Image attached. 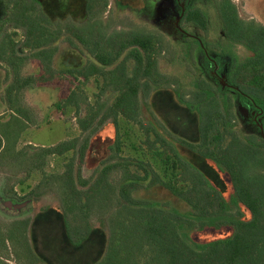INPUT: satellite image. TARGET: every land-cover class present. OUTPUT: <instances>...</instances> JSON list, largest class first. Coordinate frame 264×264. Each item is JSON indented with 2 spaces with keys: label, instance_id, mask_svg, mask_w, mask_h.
Returning <instances> with one entry per match:
<instances>
[{
  "label": "trees",
  "instance_id": "obj_1",
  "mask_svg": "<svg viewBox=\"0 0 264 264\" xmlns=\"http://www.w3.org/2000/svg\"><path fill=\"white\" fill-rule=\"evenodd\" d=\"M217 7L228 41L242 44L251 52L244 59L231 52L229 80L264 105V28L240 19L231 0H223V5ZM32 8L30 2L22 3L19 19L21 26L28 28L27 36L31 39L26 46L38 49L35 57L41 61L42 69L39 74L27 76H22L16 69L4 96L8 108L14 113L8 126L19 119L26 122L21 121L17 137L28 125L37 124L31 109L22 103L23 92L48 84L57 73H76L87 80L105 76L102 92L112 90L117 95L111 105L101 104L99 109L78 118L81 137L40 147L37 152L45 163L50 155L77 151L80 165L86 157L93 132L108 119L116 125L115 143L109 147V156L94 178L86 179L80 171L76 173L72 162L57 178L63 183L65 212L36 222L35 249L28 245L30 258L39 264H51L61 255L64 245L71 251L65 250L68 255L62 261L75 264H264V177L251 171L253 166L259 165L264 145L253 137L245 138L243 142L235 132L230 90H224L220 83L208 84L203 79H198L191 94L174 88L178 98L176 103L181 107V117L178 115L177 118L182 123L181 132L186 136L195 126L198 139L192 143L186 137L175 138L172 134L174 138H167L156 132L155 139L148 143L159 171L153 165L149 170L143 162L136 163L133 159L119 160L117 156L124 143L119 119L122 117L142 127L140 94L146 101L152 91L171 83L159 71L158 41L149 34L119 33L116 35L115 55L95 54L98 61L109 65L118 60L127 47H132L129 54L135 61L132 73L126 68V59L110 70L92 62L79 70L59 71L53 67L55 51L50 44L54 38L46 19L39 15V20H30L26 12ZM39 14L45 16L42 10ZM184 20L207 29V12L194 5L188 7ZM214 79L218 82L217 77ZM63 102L66 106L80 108L81 100L71 92L56 107L61 109ZM102 111L104 114L99 118ZM151 129L149 127L147 131ZM11 136L12 132H0V152L9 150L6 140ZM158 143L162 149L156 147ZM178 144L198 154L201 160L213 161L230 176L233 186L230 199L210 179L207 163L204 167L197 166L180 153ZM132 166L142 170L143 175L133 171ZM119 169L124 170V175L115 185L111 175ZM214 178H218L217 174ZM146 182L148 186H164L191 206L193 212L184 214L167 203L135 197L134 192L145 187ZM242 205L250 212V217H246ZM110 207L111 212L106 214ZM94 215H99V227L92 222ZM197 221L201 226L232 225L234 233L205 244H193L185 229ZM18 223L23 224L26 239L30 222Z\"/></svg>",
  "mask_w": 264,
  "mask_h": 264
},
{
  "label": "rangeland",
  "instance_id": "obj_2",
  "mask_svg": "<svg viewBox=\"0 0 264 264\" xmlns=\"http://www.w3.org/2000/svg\"><path fill=\"white\" fill-rule=\"evenodd\" d=\"M179 1L181 4L178 0H130L131 7L121 8L115 0H109L108 11L101 13L102 20L107 22L109 30L124 34L138 32L154 36L158 41L157 50L160 51L157 56L159 71L171 82L162 85L161 89L152 91L146 101L140 94L142 127L122 117L119 119L124 143L117 159H133L136 163L143 162L149 170L150 165H153L159 171L148 143L155 139L156 132L167 138L170 136L180 139L186 137L192 143L198 139L195 126L193 132L186 136L181 132L182 123L180 119L177 120L178 115L181 117V107L176 103L178 98L174 88H178L185 94H191L195 90L194 84L198 79H203L208 84L216 81L213 74L215 66L207 60L204 50L176 27L182 7L187 10L190 5H194L207 12L209 24L205 31L183 21L191 34L200 37L205 42L209 55L216 60L219 76L224 79L227 77L231 65V52H235L240 59L251 55V52L242 44H231L224 35L221 15L217 7L220 4L223 5V0ZM231 1L244 22L254 27L264 28V0ZM23 3L26 5L29 1L24 0ZM31 6L34 7L32 11L26 12L30 20H39V15L46 19L45 16L39 14L40 8L32 4ZM8 14L0 6V24L3 27V33L0 34V132H12L10 139L6 140L9 150L0 152V264H39L28 254V245L34 248L35 224L39 219L45 221L52 214L55 217L63 210L65 212L63 183L57 178L66 171L71 162L75 172L80 171L83 178H94L109 156V147L115 143L116 125L112 119H108L93 132L86 157L80 165L77 151H69L64 155H50L45 163L41 157L37 156V152L40 151V147L55 145L65 139L81 137L78 118L99 109L101 104L111 105L117 93L112 90L102 92V87L106 82L105 76L90 77L87 80L76 73H57L48 84L37 85L23 92L22 103L31 109L37 124L28 125L17 137V130L22 123L26 122L21 120V123L19 119L18 122L14 121L11 126H8V121L14 113L5 102V89L16 69L22 76L39 74L42 63L39 58L35 57L38 49L26 46V43L31 40L27 36L28 28L15 26L12 23L13 17H8ZM17 22L21 23V20ZM69 40L67 37L50 44L51 47L56 46L58 49L53 61L55 69L59 71L79 70L90 61L97 63L95 58L78 44L73 50V47L67 44ZM92 47L96 45L92 44ZM78 48L80 52L77 51ZM96 49L94 48L95 51ZM131 50L132 47H128L113 66L105 68L112 69L126 59V68L129 73H132L135 61L129 56ZM116 53L117 50L110 46L103 50L101 55L111 57ZM108 57L105 58L108 59ZM71 92H75L81 100L80 108L74 105L66 106L63 102L62 108L58 109L56 104ZM168 95L171 96L170 99ZM231 101L232 119L237 121L234 130L241 141L244 142V139L248 137L254 138V135L258 136L259 130L253 122L254 114L246 116L243 114L244 107L239 103L236 95L231 94ZM182 111H184L183 108ZM103 114L104 111L100 112L99 118ZM194 119L197 117L195 116ZM149 127H152L150 132L147 131ZM156 147L162 149L159 143ZM177 147L185 158L197 166L203 165L204 167V164H210L220 175L215 183L227 199L231 198L233 186L226 172L219 169L211 160H201L198 154L182 144H178ZM259 158V165L253 166L251 171L264 177V154L261 153ZM131 169L143 175V171L137 167L132 166ZM123 175V169L116 170L112 173L111 180L116 185ZM145 184H147L145 187L134 192L135 197L167 203L184 214L193 212L191 206L174 196L164 186H148L147 182ZM241 207L246 217H250L247 208L244 205ZM111 208H108L105 213L109 214ZM98 216L94 215L92 218V222L97 227L100 225ZM20 221L30 222L26 239L23 224L18 223ZM185 232L191 243L205 244L216 239L230 237L234 233V226H201L197 221L193 226L187 227ZM103 237L105 239L104 235ZM62 248L61 255L55 257L51 264H75V262L62 261V258L68 255L65 250L71 251V248H66L64 245Z\"/></svg>",
  "mask_w": 264,
  "mask_h": 264
},
{
  "label": "flooded vegetation",
  "instance_id": "obj_3",
  "mask_svg": "<svg viewBox=\"0 0 264 264\" xmlns=\"http://www.w3.org/2000/svg\"><path fill=\"white\" fill-rule=\"evenodd\" d=\"M23 1L24 0H0L1 2L0 6L2 7L3 11L5 12L7 11L9 13L8 17H13L14 21L12 23L15 24V26H17L18 28L21 27L20 22L17 21H20L19 15L21 13V5ZM28 1L32 5H36L38 8H40L39 10H42L43 13L45 14L47 27L49 28L50 33L54 38V40L51 42V45L53 43H57L60 39L68 37V39L70 40L68 41L67 44L69 46L71 45L73 47L72 48L73 50L76 48V45L78 44L85 52H89L90 55L95 58L97 62L95 64L98 65L99 67L102 68L110 67L116 63L117 60H115L113 63H110L109 65H105V63L104 64L101 63V61H98V59L95 57V54L101 55L103 50H106L110 46L116 47L117 45L116 35L119 33L116 32V30H109L107 22L103 21L101 17L102 12L105 13L108 11L107 8L109 7V0H28ZM115 2L121 8L131 7L130 0H115ZM178 3L181 4L179 0ZM186 11L187 10L182 7L180 17L177 19L176 22V27L181 32H183L190 40H192L193 43L199 44L200 47L204 50L206 54V58H208L210 62L214 64L215 70L213 74L218 79V82L215 83L217 84L220 83L224 90L229 89L230 97L232 94L233 96L236 95L239 98V103L242 104V106L244 107L243 114H245V116L249 114H254L253 122L255 123V125L259 130V135L258 136L254 135V138L258 139L259 141L258 140L257 141L264 145V105L261 103H257L252 97L243 93L238 86L231 83L229 80V71L225 79L219 76V74L217 73V64L215 62L216 60H214V58H212L209 55L208 51L206 50V44L203 41V39H201L200 37L194 34H191L188 28H186L185 23L183 21L184 14ZM190 24L200 28L198 25L194 23H190ZM208 24H209V17H208ZM205 30L206 29H204L203 31ZM2 33H3V27H1L0 24V34ZM92 44L93 45L95 44L96 47H92ZM51 48L55 51L54 52V56H55V54L58 52V49L56 48V46H53ZM94 48H97L96 49L97 51H95ZM77 51L80 52L79 48ZM54 56H53V61H54ZM89 63L92 62L90 61L87 64ZM116 66H114L112 69H114ZM105 69L108 70L107 68ZM82 78L85 79L84 77ZM12 79L8 82V84L12 81ZM233 122L237 124L236 120H233ZM207 165H208L207 171L210 174L209 176L210 179L216 182L220 177V175L218 174V172H216L215 169L211 167L210 164ZM216 174L218 178H214ZM10 199L14 201V199L12 198Z\"/></svg>",
  "mask_w": 264,
  "mask_h": 264
}]
</instances>
